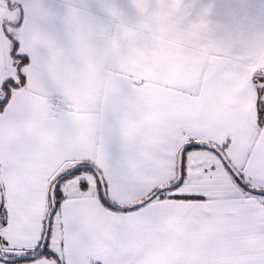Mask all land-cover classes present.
<instances>
[{
  "label": "snow or ice",
  "instance_id": "1",
  "mask_svg": "<svg viewBox=\"0 0 264 264\" xmlns=\"http://www.w3.org/2000/svg\"><path fill=\"white\" fill-rule=\"evenodd\" d=\"M142 8L0 0V264H264V0Z\"/></svg>",
  "mask_w": 264,
  "mask_h": 264
},
{
  "label": "crops",
  "instance_id": "2",
  "mask_svg": "<svg viewBox=\"0 0 264 264\" xmlns=\"http://www.w3.org/2000/svg\"><path fill=\"white\" fill-rule=\"evenodd\" d=\"M180 0H171V6L168 0H156V8L149 12L150 0H142L145 15L141 17L140 23L147 33L158 34L155 45L160 49L167 50L170 48V41L176 38V22L172 20V16L178 10ZM227 9V0H217V12L222 18L223 13Z\"/></svg>",
  "mask_w": 264,
  "mask_h": 264
}]
</instances>
